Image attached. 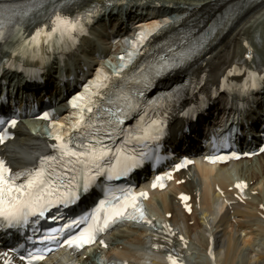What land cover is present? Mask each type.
<instances>
[{"label": "snow or ice", "instance_id": "obj_1", "mask_svg": "<svg viewBox=\"0 0 264 264\" xmlns=\"http://www.w3.org/2000/svg\"><path fill=\"white\" fill-rule=\"evenodd\" d=\"M43 7L42 0H30L29 5L21 4L17 8L0 6V43L6 42L13 35L19 38V29L12 33L10 28H16L15 17L21 20L35 10ZM91 15V14H89ZM230 19V17H229ZM50 20V29L38 28L30 39H24L23 46H39L40 37L47 44L54 35L73 39V34L83 30L79 20H73L54 11ZM227 20L218 21L223 29ZM213 27L204 32H192L177 37L166 44L158 52L153 53V62L147 67L136 65L130 71L139 75L136 83L141 85L135 95L126 94L121 84L109 79L101 85V91L94 93V99L86 104L85 112L76 123L74 134L66 139L57 135L51 144L53 154L41 157L39 166L30 171L22 182L17 183L11 177L12 169L5 160L0 159V231L16 232L32 244L27 248L25 243H19L12 251L19 255L25 264H39L47 253L53 251V246L83 249L86 245L97 242V237L108 231L120 221H133L155 226L143 210L141 200L147 198L146 192L136 193L133 187L105 188V199L99 201L97 207L76 217H69L70 211L82 199H86L97 186H103L105 181L112 182L127 179L134 171L141 168L145 162L153 161L156 165L165 158L159 155L160 141L165 123L157 119V113L151 109L158 101L155 98L142 100L145 91L153 86L155 79L182 68L186 63L198 56L214 39L216 33ZM166 49V51H165ZM4 49H0L2 51ZM163 53V54H161ZM13 56L17 55L13 51ZM247 59H251L249 54ZM120 73L115 75L116 81L125 80ZM229 76H241L245 83L251 82V90H261L264 87V65L260 68L237 70L236 66L228 73ZM259 82V83H258ZM115 90V91H113ZM165 100L179 98V90L169 89ZM249 89H243L248 92ZM74 108L76 104L72 105ZM151 111V115H150ZM43 119H49L48 113ZM134 121V128L128 126V121ZM17 119L0 117V144L5 143L10 135V129L15 128ZM228 137L222 138L221 147H229ZM119 141V146L117 145ZM129 145H133L129 147ZM142 146V147H140ZM264 153V146L257 151L237 153L231 151L227 155L207 157L211 161L240 159L241 156H254ZM192 161L183 159L173 167L175 171L186 167ZM172 178L171 172L157 175L151 185L153 189L165 187V181ZM241 191L246 184L235 185ZM119 192V195L116 193ZM183 201L188 196H181ZM264 207V205H262ZM55 210V212H53ZM191 211V209H188ZM170 215V214H169ZM53 222L63 221L58 227L42 229L41 222L45 219ZM167 227V226H165ZM31 228V235L26 230ZM170 235H175L171 233ZM39 237L38 239L36 237ZM183 241V237H180ZM104 245L103 240L99 241ZM106 246V245H105ZM158 245H154L157 247ZM26 253V254H23ZM7 256V253H4ZM171 264L177 260L169 255ZM6 264H11L6 261Z\"/></svg>", "mask_w": 264, "mask_h": 264}, {"label": "bare ground", "instance_id": "obj_2", "mask_svg": "<svg viewBox=\"0 0 264 264\" xmlns=\"http://www.w3.org/2000/svg\"><path fill=\"white\" fill-rule=\"evenodd\" d=\"M15 1L19 0H0L1 3ZM149 1L154 4L162 3L160 9L162 13L168 12L165 15L167 18L172 15L180 18L166 26L160 24L159 17L147 19L145 24L137 29L138 33H135L137 38L131 42L127 48L128 51L124 50L121 60L118 58L121 51H111L112 54L108 60H112L115 65L118 64L116 69L114 64L108 63L107 59L98 60L94 55V52L104 51L110 46L106 29L98 28L100 22L97 25H91L90 30L87 28L88 35L82 39L79 56L76 57L80 59L83 56V60L75 62L74 68L78 70L87 66L92 69L95 63L97 71L86 84L81 96L73 99L72 104L75 103L78 109L86 106L91 93L96 91L101 83L109 80L112 73L121 72L124 66H130L132 61L136 60L135 55L140 56L142 46L154 33L168 34L208 6L215 7L222 2L224 6L235 2V0ZM40 14H44V9L35 17H39ZM239 14L233 22H229L227 27L221 29L217 37H214L212 40L214 46L208 52L210 55L206 54L200 59L202 62L197 71L199 74L204 72L211 81H220L224 73L237 60H243L252 65L256 62L255 58H258L264 63V0L252 2ZM46 21H49V18ZM80 23L83 26L82 22ZM96 41H101L102 48L98 46L97 49L94 46L96 50L85 53V44H94ZM11 47L12 43H8L1 48L4 50L0 51V54L9 51ZM249 54L251 59L246 58ZM179 77L177 75L170 80H177ZM170 80L165 83H169ZM41 92L42 89L38 91L36 98H39ZM50 94H52L51 91ZM253 99L258 101L261 95L258 93ZM214 102L213 100L215 111L217 108ZM56 107L60 110L59 118H57L59 122L52 123V129L71 132L78 116L77 109L67 111L68 105L64 102L58 103ZM207 112L211 113V110ZM195 119L189 125H185L186 122L180 117L173 121L171 137L174 143L172 145L177 144L181 150H191L198 145L196 141L201 138L203 128L201 118L197 116ZM28 120H31V126L26 124ZM43 123L31 117L24 119L15 130V139L0 145L2 154L14 166L18 176L26 169L34 167L50 146ZM205 130L204 128L203 131ZM258 135L259 130H256L253 137L257 138ZM254 161L261 164L260 169L250 165V163L254 164ZM239 163L221 167L197 163L188 170L180 171L169 188L151 193L148 206L154 216V227L146 228L136 222L125 223L107 236L109 247L97 244L78 255L77 259L84 264H99L100 259L105 257H112L119 264H167L164 256L152 249V245L158 234L164 235L168 228H172L175 235L170 237L169 242L186 264H235L237 253L247 248L250 254L247 264H264V248L258 246L256 250L253 241V237L257 234L256 230L264 231V207H262L264 205V153L257 156L255 160H250V163L242 164L237 172ZM240 179L246 181L247 185L244 194L239 197L235 195L234 187L236 180L240 181ZM149 180L150 177H145L140 183L149 184ZM181 192H186L192 197L190 202L193 204V213H186L182 208ZM241 216L243 219L238 220L237 217ZM180 237H183V241ZM211 244L215 247L212 256L208 254ZM2 250L4 248L0 247V251ZM69 259L60 251L42 264H68Z\"/></svg>", "mask_w": 264, "mask_h": 264}, {"label": "rangeland", "instance_id": "obj_3", "mask_svg": "<svg viewBox=\"0 0 264 264\" xmlns=\"http://www.w3.org/2000/svg\"><path fill=\"white\" fill-rule=\"evenodd\" d=\"M243 162H241L238 165V168L239 167L241 168L242 164L246 165L247 162L250 163L249 160H247V162L246 161H243ZM250 165H254V168H259V169L261 168V164H259L258 161L257 162L254 161V164L250 163ZM238 168H237V172L240 170V168L239 169ZM237 219L241 220V219H243V217L242 216L241 217H237ZM256 233L257 234L253 237V241L255 242V247H256V250H257L259 248L258 246H261V247L264 248V231L263 230L262 231L261 230H256ZM247 246H249V245H247ZM247 249L246 250L243 249V250H241V252L237 253L238 255L235 258V264H247V262L249 260L248 256H250V254H248L249 248H247ZM219 262L221 263L222 261L219 259Z\"/></svg>", "mask_w": 264, "mask_h": 264}]
</instances>
